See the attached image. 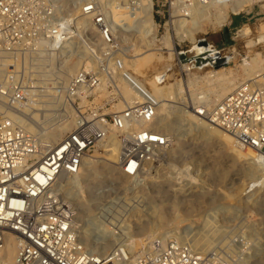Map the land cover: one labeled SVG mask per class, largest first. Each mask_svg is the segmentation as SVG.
<instances>
[{"label": "built area", "instance_id": "obj_1", "mask_svg": "<svg viewBox=\"0 0 264 264\" xmlns=\"http://www.w3.org/2000/svg\"><path fill=\"white\" fill-rule=\"evenodd\" d=\"M141 1L151 3L160 23L210 0H0V251L6 234L14 235L18 244L12 264H229L210 260L191 243L169 235L147 241L136 253L124 246L93 253L81 241L61 192V177L78 175L84 157L106 139L117 140L119 169L130 178L169 144V135L155 128L158 101L148 90L130 81L138 98L111 113L104 109L121 98L116 91L111 100L97 101L101 87L113 89V76L129 56L112 8L123 4L133 10ZM62 50L82 58L58 87L53 84L57 77L40 65L51 55L60 61ZM122 76L128 78L125 72ZM51 99L57 111L68 108L73 115L72 129L57 143L43 141L7 116L11 108L19 112L16 103ZM196 111L264 165V71L212 107L200 105Z\"/></svg>", "mask_w": 264, "mask_h": 264}, {"label": "rangeland", "instance_id": "obj_2", "mask_svg": "<svg viewBox=\"0 0 264 264\" xmlns=\"http://www.w3.org/2000/svg\"><path fill=\"white\" fill-rule=\"evenodd\" d=\"M261 4L254 1L248 12L229 14V20L221 26L213 27L211 23L214 19L202 22L200 27L203 29L197 35L194 44L188 39L177 38L174 24L170 22L171 18L165 17L159 23V19L155 17L159 26L155 28L157 42L154 47L162 51L158 53L159 58L141 68L139 72L153 77L165 71L168 75L166 76L168 85H173L177 81L180 83V92L172 99V103H169L167 112H162L160 116L165 117L164 123H169V125L165 124L164 128H159L169 135V144L152 162L143 165L137 177L130 178L121 173L118 165L119 156L113 159L109 155L110 151H104L105 148H100L98 143L84 157L89 161L88 165L81 167L82 171L80 170L78 175L69 176L73 182H62L61 192L73 210L74 226L79 232L81 241L89 250L94 248V252L101 255L109 253L116 246H124L129 250V247L124 244L132 241L138 245L132 250V253H136L143 249L147 241L158 237L159 233L169 231V236L179 241L192 243L194 238L198 237L200 245L204 240L207 241L202 249L198 248L199 244L194 248L207 255L210 260L243 264L247 255L251 254L249 262L260 260L261 264H264V166L259 165L255 159L244 157L239 152L242 149L235 146L232 139L229 141L216 129H210L203 124L195 125L192 119L189 120L187 116H184L194 107L191 93L209 87L203 79L190 86L187 84L188 79L202 77L209 70L225 68L227 74L236 78L237 86L247 78L241 66V59L246 57L249 59L256 52H260L261 58L264 59V41L247 44L250 39L257 41L264 33V6ZM197 5L204 7L209 4L197 3ZM120 11L116 12L117 15L120 14V17L128 21L129 16L124 14L127 10L121 13ZM235 19L241 22L238 23ZM243 23H250L251 31L249 35L240 38L236 30ZM225 28L232 30L228 41H225L223 37ZM202 40L208 42L207 47L198 44ZM123 42L125 45L131 43L130 40H123ZM172 42H175L177 52L182 51L191 56L216 47L223 55H226L228 61L218 69L211 65L196 67L194 63L191 68L184 69L177 62L178 60L167 57V50L172 47ZM132 53V49H129V55ZM51 56L49 60L42 61L47 63L40 67L42 71L50 72L51 78L57 77L58 80L53 84L61 87L60 84H64L68 77L60 74V65L66 58L68 64H76L79 55H74L75 58L68 52H61L58 55L60 61L54 58V55ZM127 61L130 59L125 62ZM125 62H123L124 67L131 72V68ZM261 65L264 71V61ZM113 78V89L106 86L99 89L98 102L111 100L112 95L115 94L114 91L123 94L122 76ZM131 87L130 89H133ZM122 97L105 107V113L123 109V107L120 109L116 107L123 101ZM211 99L213 100L214 97L211 96ZM47 102L16 103L14 106L19 112L11 108L7 111V116L16 121L21 119L23 121L21 124L17 122L40 139L50 140L51 138H45L46 135L57 125H65L67 128L61 133L59 138L61 139L70 130L69 128L72 129L73 115L68 108L57 111L54 99ZM215 103L217 101L208 103L210 104L208 107H212ZM27 125H30L31 129L27 128ZM107 140L103 142L109 144L112 140L117 141L114 137ZM106 148H111V145ZM118 149L120 151L119 144ZM220 207L223 209L216 211ZM107 209H110V213ZM116 209L119 213V219L116 222L119 223L121 232L117 235L119 237L117 240L112 235L111 238L98 242L99 244L111 243L108 250L103 252L100 247H96L97 241H94L98 231L94 229L84 234L83 229L88 226L84 223L88 219H97L99 214L105 215L103 213H106L105 217L107 216L104 219H113ZM99 221L102 219H98ZM203 249L206 250L203 251Z\"/></svg>", "mask_w": 264, "mask_h": 264}, {"label": "bare ground", "instance_id": "obj_3", "mask_svg": "<svg viewBox=\"0 0 264 264\" xmlns=\"http://www.w3.org/2000/svg\"><path fill=\"white\" fill-rule=\"evenodd\" d=\"M254 1L261 2L262 3L261 5L264 6V0H210L208 3H206L209 5L204 6V7L199 6V5H197V3H195L193 5V7L191 8L190 12L186 16L174 13L171 16L170 22L171 23L173 22V24H174V28H175L174 30L176 31V35H177L178 39H180V40L188 39L192 44H194L195 40L197 39V35L200 33V30L203 29V28L201 29V27H200L202 22H208L211 19H214V22L212 21V23H211L213 25V27L214 26H216V27L221 26L224 22H227L229 20V14H238V13H241L243 11L248 12V10L251 9L250 5ZM203 5H205V4H203ZM119 10H121L120 13L123 10H127L124 14L129 16L128 21L123 19V17H120V14L117 15L116 12ZM150 12L152 14L151 3L149 1H141L138 8L133 9V10L127 8L123 4L115 5L112 8L113 24H114L115 28H118V29L120 28L119 34L123 40H130L131 43L128 45V50L132 49V51H133V53L131 55L127 56L123 61V62H125L126 60L130 59V61L125 62V64L129 68H131L132 71L131 72L127 71V68H125L124 65L122 64L121 72L117 73L115 75V76H122V73L125 72V74L128 77V78H126V77L122 76V79H123L122 81L124 82V84L123 85L121 84L122 85L121 89L123 91L122 95H124V97H122L121 94H119V95L124 99L120 103L118 102L119 104H117L116 107H117V109H120V108L124 107L126 105V103H130L135 98H138L137 90L135 89L133 84L130 82V81H132L138 87L148 90L157 99L158 105L156 108V114H157V118H158V126H156L155 128L160 130L159 128L160 127L164 128L165 124L169 125V123L163 122L165 120V117H163V116L160 117L161 113L167 112L166 108L170 107L169 103L172 101L173 98H175V95L178 94V92H180L181 88H180L179 81L174 82L173 85L172 84L168 85V83L166 81V76H168V75L165 74V71H163L162 73L159 72L156 75H154L153 77L146 76V75L142 74L141 72H139V70L141 68L150 64L155 59L159 58L158 53H160L159 51H162V49H159V48L156 49V47H154V45L157 42L155 40V37L157 35L155 28H156V26H159V24L154 20L153 15H152L153 21L151 20ZM130 20H131V22H130ZM83 22H85V21H83ZM250 31H251V24L250 23H243L236 30V34L240 38H242L246 35H249ZM261 41H264V33H262L259 36L257 41H253L252 39H250V40H248L247 44H254L257 42H261ZM198 44H200V43H198ZM202 46H204V45H202ZM207 46H208V44H207ZM207 46H204V47H207ZM215 49H216V47L213 50L206 49V51H211L209 53V56H208L209 59H211V60H214L216 58ZM206 51L204 53H200L198 55H194V56L188 55V56L195 58L199 55H205ZM61 52H68V51L62 50ZM69 54H71V56H72V53H69ZM76 54L79 55L78 56L79 58H77L76 64L70 65V64H68L67 58L64 59L63 63L60 65V68H59V72L61 75H66L69 78V76L77 68V66L79 64L80 57L82 58V54H80V53H76ZM179 54H180V52H177L175 49V42H172V47L168 48V50H167V57L168 58L169 57L175 58V60H178L177 62H179L181 67L184 69L191 68V66H193V62L190 63V62L180 61ZM219 54L222 57H224L226 61H228V58L226 57V55H223L220 51H219ZM261 57H262L261 53L256 52L254 54V56L251 58L249 57V59L247 57L241 59L242 60L241 66L244 68V71H245L244 74L247 75L246 80L254 78L257 75H259V73H261V71H262L261 62L264 61V59H262ZM212 63L213 62H207L201 66H196V67H202L204 65H211L214 68ZM221 67H223V66H221ZM221 67H218V68H221ZM163 68H164V66H163ZM218 68H215V69H218ZM224 69L225 68H222L219 70H209L202 77L192 78V79L190 78L187 80V84H189L191 86V85H194V84L198 83L199 81H201V79H203V80H205L206 84L209 87L207 89H205L206 88L205 87L204 88L205 90H199V91L191 93V96L193 97L194 107L191 109V111L189 113H187L184 116H187V118L189 120L192 119V123H195V125L196 124L197 125L203 124L210 129L211 128L216 129L217 131H219V133H221L222 137H224L230 141L232 138L228 134H226L225 132H223L221 129H219L217 127L216 128L214 126L212 127L211 125L203 122L202 119L199 118L196 114L197 113L196 109H198V107L200 105H204V106L208 107L210 105L208 103H210V102L213 103V102L218 101L227 92H229L230 90H232L233 88L236 87V83H235L236 78L233 75L227 74L228 72H225ZM155 71H156V69H155ZM127 85H128V87H127ZM131 85H132V87H131ZM130 87L133 89H130ZM134 93H135V96H134ZM133 96H134V98H133ZM211 96L214 97L213 100L211 99ZM49 102L51 103V101H49ZM120 110H122V109H120ZM120 110H118V111H120ZM183 114H184V112H183ZM17 121L20 122V124L23 122L21 119H17ZM165 122H167V121H165ZM72 123H73V121H72ZM188 123H190V122H188ZM68 125H70V124H68ZM27 128L31 129L30 125ZM65 128H67V127H65V125L64 126L57 125L56 127L53 128V131L48 133V135H46V137H45V138H51V139L50 140L42 139V140L57 143L60 140L59 138L61 137V133L64 131ZM69 129H71V128H69ZM104 141H108V140L106 139ZM108 145L109 146L111 145V148H106ZM98 146L100 148L101 147L105 148L104 151H110L109 155H111L113 157V159L116 156L120 157V151L118 149L117 141L112 140V142L111 143L109 142V144H105L102 141L98 144ZM239 152L244 157H247V159H255V155H254L253 151H251L250 149H242V151L239 150ZM88 163H89L88 160L83 159L82 167L84 168V166L88 165ZM259 165H262V164H259ZM262 166H264V165H262ZM69 181H72V180H70L69 176H62L61 179L59 180L61 186H62V182H69ZM128 204H129V202H128ZM124 208H125V206H124ZM220 209L222 210L223 207L217 208L216 211H219ZM107 210L109 211L110 209H107ZM216 211H214V213H216ZM102 212H104V211H102ZM112 212H113V210H112ZM114 212H116V214H114V216L111 215L113 217V219L112 218L111 219L110 218L104 219L107 216L105 217L106 213H103L105 215L99 214L97 216V219H94V218L88 219L86 221V223H84V225H86V226L88 225L87 227L85 226L86 228L84 227L85 229H83L84 234H87V231L89 232L90 230L92 231L94 229L96 231H98V232H96L97 236L95 235L96 238L94 239V241H97V243L95 244L96 247L97 248L100 247V249H102L103 252L108 250V247L111 243L105 242V243L99 244L98 242L105 240L107 238H111L112 235H114V238L117 240L119 238L117 235L120 234V232H121L120 231L121 228L119 226V223L116 222L119 219L118 209H116ZM109 213H110V211H109ZM209 215H210V213H209ZM98 219H102V221L98 222ZM91 225H93V226H91ZM76 231L78 232L77 228H76ZM78 234H79V232H78ZM168 235H169V231H165V232L159 233L158 237H166ZM199 243H200V238L198 237V238H194V240L191 244L193 247L196 248V246ZM17 244H18V241H17L16 237L14 235H12L11 233H7L5 236L4 248L0 251V263H4V264H12L13 263ZM137 244H138V242H137ZM206 244H207V241L204 240L202 242V244L201 245L199 244V247L198 246L197 247L199 249H202V246L205 247L204 245H206ZM95 245H94V247H95ZM124 245H127L129 247L130 252H132V250H134L136 248V246H138V245H136V243H133L132 241L125 242ZM204 250H206V249H203V251ZM90 251L95 253L94 248ZM247 256L248 257L246 258L245 262L243 261V264H261L260 260H255V261L249 262L251 254L247 255ZM247 260H248V262H247ZM239 264H241V263H239Z\"/></svg>", "mask_w": 264, "mask_h": 264}, {"label": "water", "instance_id": "obj_4", "mask_svg": "<svg viewBox=\"0 0 264 264\" xmlns=\"http://www.w3.org/2000/svg\"><path fill=\"white\" fill-rule=\"evenodd\" d=\"M236 22L240 23L241 21L239 19H235ZM232 31V30H231ZM230 30H228L227 28L224 29V33L227 34V41L229 40V36H230ZM201 45H204V46H207L208 42L202 40L199 42ZM219 45V44H217ZM216 51V58L214 60H211L209 59V53L211 51H206V54L205 55H199L195 58H192V57H189L185 52H180L179 54V58H180V61L182 62H193L195 64V66H201L203 65L204 63H207V62H213V66L214 68H218V67H221V66H224L226 64V60L224 57H222L220 54H219V50L216 48L215 49Z\"/></svg>", "mask_w": 264, "mask_h": 264}, {"label": "flooded vegetation", "instance_id": "obj_5", "mask_svg": "<svg viewBox=\"0 0 264 264\" xmlns=\"http://www.w3.org/2000/svg\"><path fill=\"white\" fill-rule=\"evenodd\" d=\"M230 34V33H229ZM224 40L227 41V34H223Z\"/></svg>", "mask_w": 264, "mask_h": 264}]
</instances>
